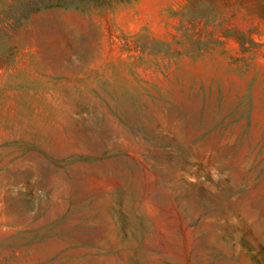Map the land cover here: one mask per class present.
I'll list each match as a JSON object with an SVG mask.
<instances>
[{
	"label": "rangeland",
	"instance_id": "1",
	"mask_svg": "<svg viewBox=\"0 0 264 264\" xmlns=\"http://www.w3.org/2000/svg\"><path fill=\"white\" fill-rule=\"evenodd\" d=\"M0 264H264V0H0Z\"/></svg>",
	"mask_w": 264,
	"mask_h": 264
}]
</instances>
